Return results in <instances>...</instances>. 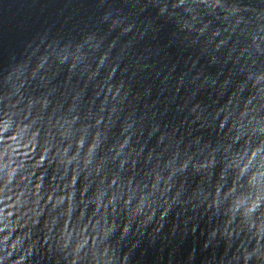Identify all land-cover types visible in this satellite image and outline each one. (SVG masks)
Wrapping results in <instances>:
<instances>
[{
  "label": "water",
  "instance_id": "1",
  "mask_svg": "<svg viewBox=\"0 0 264 264\" xmlns=\"http://www.w3.org/2000/svg\"><path fill=\"white\" fill-rule=\"evenodd\" d=\"M0 264H264V0H0Z\"/></svg>",
  "mask_w": 264,
  "mask_h": 264
}]
</instances>
